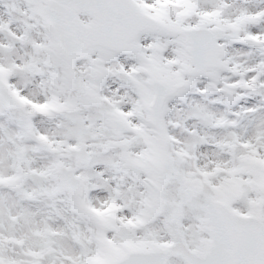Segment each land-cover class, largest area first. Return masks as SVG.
Instances as JSON below:
<instances>
[{
  "label": "snow or ice",
  "instance_id": "obj_1",
  "mask_svg": "<svg viewBox=\"0 0 264 264\" xmlns=\"http://www.w3.org/2000/svg\"><path fill=\"white\" fill-rule=\"evenodd\" d=\"M0 264H264V0H0Z\"/></svg>",
  "mask_w": 264,
  "mask_h": 264
}]
</instances>
